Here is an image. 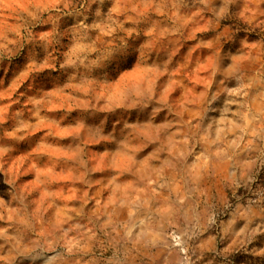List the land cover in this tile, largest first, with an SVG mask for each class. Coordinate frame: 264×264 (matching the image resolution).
<instances>
[{
  "label": "rangeland",
  "instance_id": "obj_1",
  "mask_svg": "<svg viewBox=\"0 0 264 264\" xmlns=\"http://www.w3.org/2000/svg\"><path fill=\"white\" fill-rule=\"evenodd\" d=\"M0 264H264V0H0Z\"/></svg>",
  "mask_w": 264,
  "mask_h": 264
}]
</instances>
